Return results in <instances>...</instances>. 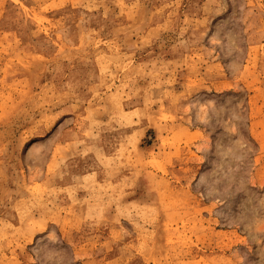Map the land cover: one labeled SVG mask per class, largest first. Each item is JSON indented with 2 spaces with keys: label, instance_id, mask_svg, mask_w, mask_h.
I'll use <instances>...</instances> for the list:
<instances>
[{
  "label": "rangeland",
  "instance_id": "374dc122",
  "mask_svg": "<svg viewBox=\"0 0 264 264\" xmlns=\"http://www.w3.org/2000/svg\"><path fill=\"white\" fill-rule=\"evenodd\" d=\"M0 264H264V0H0Z\"/></svg>",
  "mask_w": 264,
  "mask_h": 264
}]
</instances>
